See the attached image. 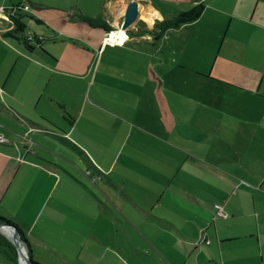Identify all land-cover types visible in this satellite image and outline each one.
I'll use <instances>...</instances> for the list:
<instances>
[{
    "label": "crops",
    "instance_id": "obj_1",
    "mask_svg": "<svg viewBox=\"0 0 264 264\" xmlns=\"http://www.w3.org/2000/svg\"><path fill=\"white\" fill-rule=\"evenodd\" d=\"M139 1L121 44L62 10L32 5L27 44L0 18V216L39 264H264V0H210L156 38ZM54 22L73 27L60 48ZM177 70L207 95L165 92Z\"/></svg>",
    "mask_w": 264,
    "mask_h": 264
},
{
    "label": "rangeland",
    "instance_id": "obj_2",
    "mask_svg": "<svg viewBox=\"0 0 264 264\" xmlns=\"http://www.w3.org/2000/svg\"><path fill=\"white\" fill-rule=\"evenodd\" d=\"M113 0H20V3L23 5H26L27 8L24 9H19L23 13L22 16V23L24 25L23 31H21V34L24 31H32V28L39 27L37 24H35V19L34 15L37 14L38 10L35 11V8L33 9L32 5H38L42 6L41 11L45 12L47 14L50 13H59V11H64L66 14L73 13L74 16H77L78 14L87 16L89 18L91 17H100L101 15H109L112 12V5L111 2ZM195 1H201L202 5L204 6L205 4H208L210 0H153L154 7L162 14L163 18L170 17L177 13L180 10L186 9L190 7ZM115 2V0H114ZM211 5L215 6H224L226 4V0H214L210 3ZM40 11V10H39ZM33 13V14H32ZM69 16V15H68ZM147 21H149L147 18H145ZM190 22H186L185 25H191ZM55 27V35H54V43L57 45L58 48H60L61 44H64L65 42H69V37L67 34H71L72 32V25L70 26L67 23L62 24L61 22H54L52 23ZM2 24H0L1 26ZM44 27V26H40ZM168 51L164 47V49H159L158 52L156 53L155 59H158L159 63L163 65V68L166 67V59L169 58L167 66H169L170 63V57L172 55L167 54ZM170 56V57H169ZM180 71H186V70H180ZM180 71H175V72H170L165 78L164 82V90L166 91H181V92H191L193 90L200 91L202 95H207V88L201 86H196L192 82H190L187 77H183L182 75L178 74L181 73ZM179 77H176V76ZM212 100L211 98H207V101L209 102ZM218 100V99H217ZM155 102H157L156 98L154 99ZM169 104L172 105L171 99L168 100ZM234 104H239L242 107L248 106V107H253L254 105L245 101H241L240 99H234ZM182 102L180 101V104H178V99H174L173 105H184V106H189V103L181 104ZM176 131L174 130V133ZM171 136V135H170ZM173 136V134H172ZM171 136V137H172ZM1 138V135H0ZM42 138V137H41ZM248 144H250L249 150L250 154H252L253 150H255L253 140L248 141ZM231 152L234 153L233 155L235 156L236 151L235 147H231ZM3 235H5L8 239V235L5 232L0 231Z\"/></svg>",
    "mask_w": 264,
    "mask_h": 264
},
{
    "label": "trees",
    "instance_id": "obj_3",
    "mask_svg": "<svg viewBox=\"0 0 264 264\" xmlns=\"http://www.w3.org/2000/svg\"><path fill=\"white\" fill-rule=\"evenodd\" d=\"M203 9V5L201 3V1H196L195 3H193L190 7L180 10L177 13H175L174 15L168 17V18H163L161 20H154L152 23V26L148 29V28H142V32L151 34L153 37H158L164 30L168 29V28H174L179 26L180 24L192 21L194 19H196L201 11ZM19 9L16 8L14 9V11H12L11 14L9 15V21L12 22V30L13 32L19 33L21 34V31H23V23L20 21V18L22 16H19L18 13ZM80 18H82L84 21H86L88 24L90 25H101L104 30L106 31L107 29H109L110 27L107 26L106 24H104L99 17H94V18H89V17H83L80 16ZM26 31H24L25 34ZM24 34L21 35L20 39L22 40V42L24 44H27V42H31L32 40L38 41V38L34 35H32V40H26L24 38ZM4 36L6 35H11V30L5 31L3 33ZM0 221L3 222H10L8 219L1 217L0 216ZM18 239L19 241L23 244V246L26 249V253L27 256L29 258V249H28V244L27 241L25 240V238L23 237L22 233L20 230H18ZM0 251L4 254V256L6 258H8L10 261L16 263V252L14 249V246L12 245V243L10 242V240L3 235L2 233H0ZM32 264H39L36 263L34 261H32L30 259Z\"/></svg>",
    "mask_w": 264,
    "mask_h": 264
},
{
    "label": "water",
    "instance_id": "obj_4",
    "mask_svg": "<svg viewBox=\"0 0 264 264\" xmlns=\"http://www.w3.org/2000/svg\"><path fill=\"white\" fill-rule=\"evenodd\" d=\"M140 3L139 0H128L123 8L120 26L121 28H127L138 14L137 6ZM0 231L5 232L16 252V260L18 264H32L30 258L27 257L23 244L18 239V228L12 222L0 221Z\"/></svg>",
    "mask_w": 264,
    "mask_h": 264
},
{
    "label": "built area",
    "instance_id": "obj_5",
    "mask_svg": "<svg viewBox=\"0 0 264 264\" xmlns=\"http://www.w3.org/2000/svg\"><path fill=\"white\" fill-rule=\"evenodd\" d=\"M16 8L24 10L27 8V6L23 5V4H19V5L14 6L13 8H11L8 13H4V8H3V6L0 5V18H3L5 20H9L8 14H11L12 11H14V9H16ZM119 28L122 31L121 34L118 33ZM24 38L26 40L30 41V40H32V35L28 32H25ZM125 39H126V33L124 32V29L121 28V26L119 24V26L111 27L104 32L103 37L101 38V43L102 44H121L122 42L125 41ZM214 207L216 208V213L219 216H224V214L219 211V205L218 204H214Z\"/></svg>",
    "mask_w": 264,
    "mask_h": 264
},
{
    "label": "bare ground",
    "instance_id": "obj_6",
    "mask_svg": "<svg viewBox=\"0 0 264 264\" xmlns=\"http://www.w3.org/2000/svg\"><path fill=\"white\" fill-rule=\"evenodd\" d=\"M118 33L121 34L122 32L120 30H118Z\"/></svg>",
    "mask_w": 264,
    "mask_h": 264
}]
</instances>
